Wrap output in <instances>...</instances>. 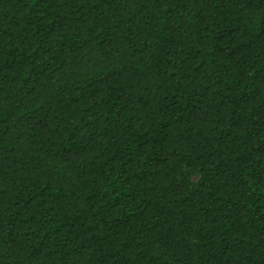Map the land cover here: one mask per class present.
<instances>
[{"label":"trees","instance_id":"obj_1","mask_svg":"<svg viewBox=\"0 0 264 264\" xmlns=\"http://www.w3.org/2000/svg\"><path fill=\"white\" fill-rule=\"evenodd\" d=\"M0 264H264V0H0Z\"/></svg>","mask_w":264,"mask_h":264}]
</instances>
